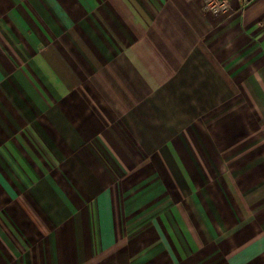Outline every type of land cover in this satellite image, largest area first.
<instances>
[{"label":"crops","instance_id":"1","mask_svg":"<svg viewBox=\"0 0 264 264\" xmlns=\"http://www.w3.org/2000/svg\"><path fill=\"white\" fill-rule=\"evenodd\" d=\"M0 0V264H264V0Z\"/></svg>","mask_w":264,"mask_h":264},{"label":"built area","instance_id":"2","mask_svg":"<svg viewBox=\"0 0 264 264\" xmlns=\"http://www.w3.org/2000/svg\"><path fill=\"white\" fill-rule=\"evenodd\" d=\"M205 5L204 9L211 10L214 14L218 15L219 13H223L229 8L228 0H204ZM246 2V0H244Z\"/></svg>","mask_w":264,"mask_h":264}]
</instances>
